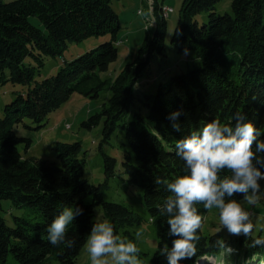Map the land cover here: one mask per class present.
<instances>
[{
  "label": "trees",
  "instance_id": "1",
  "mask_svg": "<svg viewBox=\"0 0 264 264\" xmlns=\"http://www.w3.org/2000/svg\"><path fill=\"white\" fill-rule=\"evenodd\" d=\"M152 1L156 18L153 33L147 29L135 61L112 79L102 74L119 57L121 26L114 0H0V86L11 82L29 87L26 94L7 105L5 117H0V264H10V255L17 264H47L52 259L76 264L98 206L103 207L116 235L135 238L132 229L143 224L142 216L103 196L109 180L116 176L117 159L104 153L102 146L118 128L125 131L130 148L123 173L130 184L143 190L145 206L158 232L157 248L149 264H168L159 250L164 244L171 248L176 238L168 235V217L159 211L170 193L163 184L154 183L157 177L171 182L186 174L185 162L176 156V141L214 118L231 124L237 111L261 131L260 139L264 140V0H233L231 12L223 14L218 6L226 0H183L172 44L178 52H195L203 65L173 76L148 93L139 88L140 82L155 55L165 52L168 19L163 14L164 5ZM202 14H208V22L200 25L198 17ZM32 16L40 19L45 31L30 22ZM94 37L110 40L67 63L56 75L36 80L48 57L62 56L71 41ZM28 59L35 64H27ZM103 92L110 93L109 100L82 127L92 130L103 125L100 151L105 160L104 184L96 186L84 178L87 153L81 142L58 143L57 161L26 157L20 152V145L26 143L29 149L32 140L18 136L14 125H26L25 120H30L41 129L50 114L74 94L98 99ZM138 103L149 108L148 119L135 112L127 122ZM176 110H182L181 131L174 130L168 119ZM220 175L223 178L230 173L225 169ZM233 198L243 199L240 195ZM3 200L31 209L35 215L15 217L14 226H10L2 214ZM65 205L83 209L68 226L66 238L76 241L72 248L52 246L46 231ZM195 207L203 216L198 251L180 264H210L211 258L218 263L223 256L224 264H261L264 247H250L251 238L243 235L225 237L221 232H205L209 210L202 203ZM258 236H264V230L252 234ZM219 238L237 253L225 255L213 247Z\"/></svg>",
  "mask_w": 264,
  "mask_h": 264
},
{
  "label": "rangeland",
  "instance_id": "2",
  "mask_svg": "<svg viewBox=\"0 0 264 264\" xmlns=\"http://www.w3.org/2000/svg\"><path fill=\"white\" fill-rule=\"evenodd\" d=\"M6 2L13 0H5ZM233 0H226L219 4V13L231 12V4ZM166 6L174 9L167 19V39L166 49L163 55H155L151 62L150 68L145 73L140 82L139 88L148 93L157 90L161 83H167L173 76L186 73L202 67L203 62L197 57V54L191 52H178L172 44V38L175 28L180 18V10L183 0H159ZM113 7L120 17V33L119 40L124 41L122 45H118L119 57L114 62L109 71L103 73L105 78L114 79L118 73L128 64L135 61L139 49L142 46L146 36V20L151 14V0H114ZM139 11L143 12L142 14ZM200 25L208 22V14H202L198 17ZM30 22L45 31V28L38 17H30ZM153 33V28L149 34ZM109 37H94L82 42H69L68 47L62 56L48 57L46 65L36 76L37 81L50 78L58 73V71L67 63L73 61L77 57L99 47L101 44L109 41ZM27 64H35L33 59H28ZM29 87L22 84H13L8 82L0 86V117H5L6 107L10 105L19 95L27 93ZM110 98L109 92H103L98 99H92L80 94H74L72 99L58 111L50 114L47 123L41 129H36L37 124L30 120H25V124L14 125V131L20 137L32 140L31 147L27 149L26 143L20 145V152L26 157H37L49 161H57L56 146L58 143H75L81 142L83 150L87 153V164L84 168V178L90 183L98 186L106 182L105 160L100 146L103 140V125L87 130L82 127V123L91 115L101 111L103 104ZM135 112H141L148 119L149 108L138 103L133 108V112L127 119V122L134 118ZM104 153L117 159L116 176L109 180L108 186L103 190V196L106 201L115 202L129 206L133 211L138 213L144 219L140 226L132 229L135 237L127 238L136 243L139 248V259L143 264H149V261L156 251L158 244V232L154 223H152L148 210L144 203L143 190L136 185L128 182L127 176L123 173V161L125 155L130 152V148L126 143L125 131L118 128L111 137L109 143L103 144ZM262 191H264V181L260 182ZM246 211L251 214L254 224L253 233L257 235L264 230V195L254 205H249L243 199L239 201ZM3 216L6 223L14 226L15 217L24 215L34 216V212L26 207H15L11 200H3ZM107 219L102 206L96 208L95 218ZM94 218V219H95ZM109 221V220H108ZM141 232L139 239L136 238V232ZM204 231L207 233L221 232L225 237L233 236L224 229L219 220V210H209L205 223ZM125 237L124 235L121 236ZM222 259L217 263L216 259L211 258L210 264H224ZM10 264H17L12 255L9 258ZM47 264H60L58 260L52 259ZM76 264H91L90 255L87 251V244L82 253L76 260Z\"/></svg>",
  "mask_w": 264,
  "mask_h": 264
},
{
  "label": "clouds",
  "instance_id": "3",
  "mask_svg": "<svg viewBox=\"0 0 264 264\" xmlns=\"http://www.w3.org/2000/svg\"><path fill=\"white\" fill-rule=\"evenodd\" d=\"M181 115L182 110H176L168 117L176 131H181ZM232 120L233 123L225 124L214 118L177 140L176 156L185 162L186 174L171 182L155 178L154 183L163 184L170 193L159 206L160 213L168 217V235L176 237L171 248L164 244L159 250L168 264H180L197 254L201 238L198 230L203 223V216L195 207L198 203L205 210L218 209L220 223L230 235L251 238L250 247H264V236L252 237L251 214L233 198L240 195L249 205H254L264 195L260 183L264 181V140L260 139L261 131L244 113L237 111ZM225 169L230 175L221 178L220 173ZM82 212L83 209L74 205L63 206L47 226L48 242L52 246L74 247L76 241L66 238V234L68 226ZM140 236L141 232L137 231L136 238ZM212 246L223 250L225 255L238 251L223 238L213 241ZM87 251L91 264H143L136 243L116 235L113 224L99 217L95 218L88 236Z\"/></svg>",
  "mask_w": 264,
  "mask_h": 264
},
{
  "label": "bare ground",
  "instance_id": "4",
  "mask_svg": "<svg viewBox=\"0 0 264 264\" xmlns=\"http://www.w3.org/2000/svg\"><path fill=\"white\" fill-rule=\"evenodd\" d=\"M174 11H172L173 13ZM139 13L141 14L142 12L139 11ZM164 14V11H163ZM156 25V18L154 16V12H153V1L151 0V15L149 17V19L146 20V30L150 29L151 27H154ZM118 45H121L120 43H118Z\"/></svg>",
  "mask_w": 264,
  "mask_h": 264
},
{
  "label": "built area",
  "instance_id": "5",
  "mask_svg": "<svg viewBox=\"0 0 264 264\" xmlns=\"http://www.w3.org/2000/svg\"><path fill=\"white\" fill-rule=\"evenodd\" d=\"M163 11H164V16L168 18L170 14H172V11H174V9L170 6H163ZM119 43L122 45L124 41H119Z\"/></svg>",
  "mask_w": 264,
  "mask_h": 264
},
{
  "label": "crops",
  "instance_id": "6",
  "mask_svg": "<svg viewBox=\"0 0 264 264\" xmlns=\"http://www.w3.org/2000/svg\"><path fill=\"white\" fill-rule=\"evenodd\" d=\"M164 6H166L164 3H162Z\"/></svg>",
  "mask_w": 264,
  "mask_h": 264
}]
</instances>
